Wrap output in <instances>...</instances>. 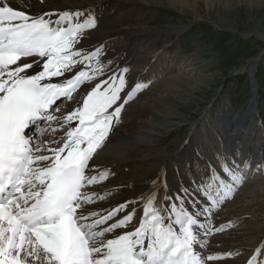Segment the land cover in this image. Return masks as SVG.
<instances>
[{
	"label": "snow or ice",
	"instance_id": "6c2138e0",
	"mask_svg": "<svg viewBox=\"0 0 264 264\" xmlns=\"http://www.w3.org/2000/svg\"><path fill=\"white\" fill-rule=\"evenodd\" d=\"M95 27V17L83 11L29 14L0 0V264H208L234 258L199 251L207 237L232 227L213 228L211 213L244 181L240 165L223 158L220 172L212 168L196 188L204 204L185 188L170 195L166 185L157 204L153 182L138 200L87 207L110 195L86 191L110 176L91 162L124 106L147 87L136 83L126 91L129 69L110 71L102 48L78 47ZM31 57L39 59L21 63ZM81 89L78 106L54 115L61 111L54 108L58 101H71ZM63 128L68 130L58 139L36 143ZM137 203L141 216L129 230L137 212L129 206ZM262 255L264 243L247 264Z\"/></svg>",
	"mask_w": 264,
	"mask_h": 264
},
{
	"label": "bare ground",
	"instance_id": "6f19581e",
	"mask_svg": "<svg viewBox=\"0 0 264 264\" xmlns=\"http://www.w3.org/2000/svg\"><path fill=\"white\" fill-rule=\"evenodd\" d=\"M91 1H93L92 6H88L84 4L86 0H44L43 3H40V0H8V3L9 6L17 7L15 9L25 11L29 14H37V13L53 12V11L62 12L65 10L82 11V10L96 9V11L101 13L102 18L100 19V24L98 29L91 34L90 40L93 37H96V40L106 39L108 43H110V51L112 55H116L119 53L121 55L122 52L124 51V47L129 46L130 48L123 57V61H128L127 63L129 65L140 62L141 55L140 52L137 53V51H139L138 50L139 48H148L147 45H150L149 47H153L155 45L154 41H156V38H152V37L147 38V35H152V36L154 35V30L151 28V26L149 27L147 23H146L147 28L145 29H139L140 25L134 26L135 24L134 25L130 24L129 27H123L119 25L122 24L128 26L129 23L131 22L134 23L135 22L138 23L140 21L144 22L145 17L143 15L141 16L135 15L136 20L133 21L135 18H132L131 15H126L123 18L119 19L117 24L116 22L119 17L117 14V8L122 7L123 9L124 7L123 4L125 2L116 3L117 1L115 2L114 0H91ZM133 1H140L136 5H150V4H155L157 2H167L169 4H178L179 6L184 7L186 6L187 2L196 5L195 2L197 0H133ZM133 1H129V2H133ZM213 1L215 0H207L208 3L210 2L213 3ZM225 3H223V7L221 6L215 7L214 10L211 11V13L217 17V21L225 22V21H229V19L231 18L230 16L231 13L229 14L230 9L227 8L228 6L226 7ZM133 28L138 30H135ZM157 28L162 29L160 31H157L158 33L161 32L168 33L172 29L163 26H158ZM173 30H175V28H173ZM143 34L146 36L141 38V35L143 36ZM258 34L260 35V33ZM151 40L152 42H150ZM173 58L174 57L172 56L171 59ZM37 59L39 58L31 57L25 61H22L21 63L33 62ZM157 60H159V69L160 72L163 74L162 78L164 80L158 81V87L155 88L150 87L151 89L150 92L147 93L143 92L144 95H146L145 98L143 96V93H141L136 97L135 100H133L127 106L126 111L122 114L123 122L119 126V127H123V130L116 131L118 127L113 128L109 135L106 145L102 149H100V151H98L96 154V162L99 165L112 166V168H115L117 170L120 169L123 170L122 173L120 172L119 174H117L108 184V188H113V189L111 190L112 195L108 199H106L107 200V204L105 203L106 208L114 207L122 203L124 199L131 198V197H126L129 195V191L133 192L134 190L135 191L143 190L146 189L147 187L148 189L142 191L137 196V200H138V198H140L142 194H146L151 191V189L153 188V182H155V187L157 189L162 187L161 189L162 193H164V185H166L169 194H174L173 191H175L176 194H178L181 188H185L189 191V193L194 195L195 189L191 186L188 177L185 178L186 173H190V175L196 176V171L198 170L199 167H197L196 169H191V161L193 159H195L196 162L199 164V162L213 159L214 156L211 155L212 151L215 152L216 154L219 151H224L227 153L230 149L234 147L241 148L243 151H247V152L250 150L249 148L246 147V144H249L250 142L245 140L243 134H245L246 127L253 122L254 117L251 114V112L255 111V108L253 106L250 107L249 110L250 112L247 113V117L241 119V123H240L241 127L233 129L232 131H230V134H224L223 139L221 138V136H217V137L214 136L212 141L218 145L213 150L209 148L211 146L210 144L209 146H206L207 151H205L203 148L200 149L201 144L203 145L207 143H204L201 140L194 139L193 134L198 129V128H194L195 122L191 126V131H190L191 133L185 135L186 140H180L179 142L180 147L178 150L175 151L174 154H172L171 152H169V150L165 148L159 147L158 139L156 137V135L159 133L158 131H160V129H162L163 127H166L165 131L174 127L175 125L174 123H172L174 119L176 120L178 119L177 121H180L181 123V115L178 116L179 112H176L175 110H174L175 112H173L172 109H174L175 107L162 109L159 106L160 104L156 105L153 102L154 97L155 96L158 97V95H155L153 90L165 91L168 95H170L171 87H169L165 83L173 80L176 81L178 75H180V74H175V75L173 74L175 73L174 72V68H176L175 66L173 68V66L169 64L165 67L164 65L160 64L161 58H156L155 61ZM142 66H145L143 67V69H145L143 73H141L140 71H135L136 68L135 66H132V71L135 74H141V75H143L146 72L152 73L154 72L153 66H156V64L146 63L143 64ZM255 67L256 64L254 63L253 65L252 64L250 66L246 65L244 68L242 69L239 68V69L244 71L249 70L250 74L253 75ZM181 75H184V73ZM158 99L159 97L157 98L156 103H158L159 101ZM213 101H215L216 103L219 102L218 100H216V98H213ZM174 102L176 103L177 101L174 100ZM220 106L226 109V111L230 112V109H228L227 103L225 101L222 100ZM165 112H167V115L164 114ZM142 119H145V121H142ZM221 121H222V126L218 127L220 133L224 132L229 126L232 125L231 113H229ZM247 122H249L248 125H246ZM256 123L259 125L257 127L256 134L257 136L262 137L261 142L264 146V124L261 122L260 119ZM253 127L255 126L253 125ZM236 131L241 132L242 136L239 137L235 135ZM207 141L210 143L211 139L208 138ZM262 144H260L261 156L258 158H263L264 155ZM192 148H193L192 150L193 152H190V149ZM178 153H180L183 158L181 160V164H180L181 166L177 170L178 174L175 176L180 177L181 181L179 183V186L176 184L178 188H176L175 183H171L170 185L172 188L170 189L169 183L165 182L168 181L166 180V178H167V173L169 172L168 171L169 167L166 160L169 157H172L173 159L174 157L173 155ZM137 157H139V160L137 162H134L135 158ZM148 160L151 161V165H149L148 167L141 168L142 165ZM134 166H136L134 170L124 171V168L126 167L131 168ZM185 167H189V168H185ZM257 176H261V175H257ZM250 185H254V189H251L249 191H244V189H248ZM263 185H264V176L255 177L254 179L247 178L243 183V185L234 193L232 201L226 203L225 207L219 208L215 212V214L211 216V223L212 222L217 223L218 217L223 216V214H225L223 220L234 216L235 219H239L238 221L240 222L239 225L242 223H244L245 225L242 228H236L237 229L235 230L236 232L230 231L229 233L226 234L224 231H222L221 233L213 234L207 237L209 241L207 247L204 249H199L202 255L205 256L215 255L216 252L222 251L223 249H225V247L234 249L236 245L235 243L232 242L233 241L235 242L240 238H243V240L248 239L251 243L254 242V246L258 244V241L261 238L260 236L264 237V229L263 228L258 229V227L251 225L253 223L251 221L250 216H253V213H257L259 210L261 212H264V203H262L264 202V194H262L263 196H261L260 195L261 190L258 189V187H261ZM117 186L123 187L122 195H119L118 193L121 187H117ZM237 195L238 198L235 199ZM252 197L259 198L258 203L256 202L255 199L253 201H250L251 200L250 198ZM244 201H248V203H244ZM113 235H115V233ZM250 235H253L252 240H250L249 238ZM106 238H110V237H106ZM259 242H261V240ZM239 248L245 250L246 252H248L251 249V247L250 248L247 247V249H244L242 246H240ZM243 259L244 257L242 256L241 258L232 261H226V263L219 262L220 260L209 261L208 263L209 264H240Z\"/></svg>",
	"mask_w": 264,
	"mask_h": 264
},
{
	"label": "rangeland",
	"instance_id": "374dc122",
	"mask_svg": "<svg viewBox=\"0 0 264 264\" xmlns=\"http://www.w3.org/2000/svg\"><path fill=\"white\" fill-rule=\"evenodd\" d=\"M114 1H117L116 3L125 2L123 4V9L120 7V9L123 10L121 13L126 12L128 9H134L135 15H143L145 17L144 22H131L128 26L122 24L119 26L129 27L130 24H135L134 26L140 25L139 29H145L147 25L149 27L151 26L154 30V35H147V38L152 37L160 39L157 43H154L156 45L152 48L155 55L159 53L161 48H164L163 50H167L168 54L171 53L173 57H176L173 62L177 61L180 66V69L177 68V73H175L180 74L177 77L178 80L176 79V81L173 80L165 83L171 87V96L165 91L153 90L155 95L159 97L158 103H156L158 97H154V104H160L159 106L162 109L175 107L172 109L173 112H179L178 116L181 115V123L177 121L178 119H174L172 121L175 125L174 127L166 131V127H163L158 131L159 133L156 137L159 147L165 148L174 154L180 147V140H186L185 135L191 131L190 124H194L197 120H211L212 125H215L216 121H218L219 125H221L220 117L222 112L218 104L215 105L216 102L213 101V98H216L218 101L224 100L228 105L234 106V108H232L235 109L234 115L238 114L240 111L243 112L247 110L251 105L250 101L254 99L252 98L254 83L251 80L249 70L244 71L240 69L244 68L246 65H253L254 63L256 64L255 80L257 82V99H254V105L260 111V117L264 118V110H262L264 108V0H215L213 3H208L207 0H197L195 2L196 5L187 2L184 7L178 4H169L167 2L136 5L140 1ZM92 3L93 1L86 0L84 4L92 6ZM223 3L230 9L229 14L231 13V18L229 21L220 22L217 21V17L212 14L211 11H213L215 7H223ZM158 26L172 29L168 33H158L157 31L162 30L161 28H157ZM173 28H175V30H173ZM258 33H260L261 37ZM241 34H245V37ZM145 36L146 35L143 34L141 38ZM91 41H97L96 37H93ZM147 46L148 48H139L137 53H139L141 49L145 51L151 48L149 47L150 45ZM260 55H262L261 58H259ZM160 57H163L160 64L165 67L168 65V61L173 60L169 55L167 56V54H163V56ZM168 57L170 58L169 60ZM155 60L156 58L148 63H155L156 67H158L155 74H160V76L163 77L159 69V60ZM183 73L184 75H181ZM237 74L239 75L237 76ZM151 87H158V82ZM150 91L151 89L149 88L144 93ZM144 93L143 96L145 98L146 95H144ZM174 100L177 102L175 103ZM249 110L250 108L248 112H250ZM164 114L167 115V112ZM142 121H145V119H142ZM201 124L194 125V128L198 127V129L194 132L193 137L195 140H201L207 143L203 144L204 146L201 144L200 149L203 148L207 151L206 146L210 144L211 146L209 148L213 150L218 145L212 141L214 137L210 138L211 141L209 143L207 141L208 138L196 135ZM201 128H203L202 125ZM210 129L212 131V126H210ZM119 130L122 131L123 127H118L116 129V131ZM221 138L223 139L222 136ZM252 141H250V143H252ZM192 150L193 148L190 149V152H193ZM254 151H256V149ZM173 156V159L169 157L166 160L169 167L167 178L172 173L177 172L181 166V161L179 160L183 158L181 154L178 153ZM138 160L139 157L135 158L134 162ZM172 182L169 181L170 189L172 188L170 185ZM251 189H254V185H250L249 188L244 189V191H249ZM258 189L261 190V192H259L260 195L263 196L264 185L258 187ZM131 192L132 191H129V194ZM173 192L176 194L175 191ZM237 198L238 195L235 199ZM250 199V201L255 199L257 203L259 201L257 197H252ZM244 203H248V201H244ZM258 212L250 216L253 223L251 225L258 227V229H264V212L260 210ZM238 221L239 219H236V222ZM260 237L259 241L261 240L262 242L264 237ZM240 239L241 242L239 240L232 242L235 243V248L242 246L244 249H247V243L252 244L248 239ZM259 241L258 244L261 243ZM253 248L254 247H251L248 252H244L243 257L247 256Z\"/></svg>",
	"mask_w": 264,
	"mask_h": 264
}]
</instances>
